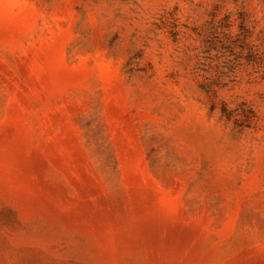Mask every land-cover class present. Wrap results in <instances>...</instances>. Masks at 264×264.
<instances>
[{
    "label": "rangeland",
    "instance_id": "374dc122",
    "mask_svg": "<svg viewBox=\"0 0 264 264\" xmlns=\"http://www.w3.org/2000/svg\"><path fill=\"white\" fill-rule=\"evenodd\" d=\"M0 264H264V0H0Z\"/></svg>",
    "mask_w": 264,
    "mask_h": 264
},
{
    "label": "bare ground",
    "instance_id": "6f19581e",
    "mask_svg": "<svg viewBox=\"0 0 264 264\" xmlns=\"http://www.w3.org/2000/svg\"><path fill=\"white\" fill-rule=\"evenodd\" d=\"M133 201H134V199H133ZM132 201V202H133ZM132 202H131V205H134V204H132ZM134 202H136V200L134 201ZM133 202V203H134ZM136 204V203H135ZM123 205V204H122ZM121 204H119V203H110V206H109V212H108V214H107V216H105V217H108V218H117V217H119V216H121L123 213H125V211H124V207L122 206ZM126 205V204H125ZM124 205V206H125ZM128 206V205H127ZM133 207H135V206H133ZM127 211V210H126ZM96 218H98L97 216H95ZM95 218V219H96ZM123 219V218H122ZM159 219V218H158ZM97 220H99V219H97ZM107 220V219H106ZM116 220V219H115ZM156 220V219H155ZM118 221H120V220H118ZM99 222V221H98ZM101 222V221H100ZM156 222V221H155ZM110 223H111V221H110ZM161 225V224H160ZM164 226L165 225H163L162 227L164 228ZM168 226H171V225H168ZM157 228V227H156ZM162 228V229H163ZM164 229H166V228H164ZM164 229H163V231H164ZM172 230V229H171ZM174 230V229H173ZM158 233V232H157ZM174 233V232H173ZM183 234V233H182ZM158 235H159V233H158ZM166 235H168V234H166ZM175 235H176V233H175ZM181 235V234H180ZM183 235H185V236H182L181 238H182V240H187L186 239V234H183ZM149 236H151L150 234H149ZM159 237V236H158ZM170 237V236H169ZM164 238V236L162 237V239ZM171 238H172V236H171ZM153 239H154V237H153ZM167 239V238H166ZM165 240V239H164ZM164 240H162V241H164ZM176 239H174V241H175ZM179 241V240H178ZM177 241V242H178ZM176 242V241H175ZM186 243L188 242V240L187 241H185ZM181 243V242H180ZM186 243H184V245L186 244ZM157 246H159V244L157 245ZM177 246V245H176ZM161 247V246H160ZM163 247H164V244H163ZM180 247V246H179ZM184 248V247H183ZM175 249V248H174ZM190 249V248H189ZM176 250V249H175ZM186 250H187V248H186ZM191 250V249H190ZM184 255V254H183ZM187 255V254H186ZM190 255V254H189ZM185 256V255H184ZM191 256V255H190ZM245 262V261H244Z\"/></svg>",
    "mask_w": 264,
    "mask_h": 264
}]
</instances>
